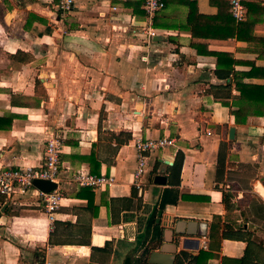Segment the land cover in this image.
Segmentation results:
<instances>
[{
	"label": "crops",
	"instance_id": "1",
	"mask_svg": "<svg viewBox=\"0 0 264 264\" xmlns=\"http://www.w3.org/2000/svg\"><path fill=\"white\" fill-rule=\"evenodd\" d=\"M164 1L149 38L142 0H74L64 15L58 0H0V119L12 118L9 128L0 121V166H39L52 135L63 144V197L52 224L35 187L0 194V264H136L174 229L199 242L197 250L178 246L174 264L181 252L200 250L212 255L202 264L241 259L247 244L231 228L264 250V117L236 124L222 102L237 92L215 78L216 58L190 47L188 5L215 14L210 0ZM260 20L255 35L264 38ZM209 45L264 67V58L244 52L248 43ZM163 137L174 146L147 155L137 186L135 141ZM90 164L114 178L92 190L93 211L70 180L91 173Z\"/></svg>",
	"mask_w": 264,
	"mask_h": 264
},
{
	"label": "trees",
	"instance_id": "2",
	"mask_svg": "<svg viewBox=\"0 0 264 264\" xmlns=\"http://www.w3.org/2000/svg\"><path fill=\"white\" fill-rule=\"evenodd\" d=\"M262 0H246L244 5L247 8V17L244 22L235 24L229 13V5L225 0H210L211 7L216 9L215 14H199L194 4L188 5L189 12L186 18V25L191 36L190 47L195 51L197 56H212L216 58V67L213 74L217 81L224 83L225 87L232 88L237 92V96L233 98V102L223 101V105L230 107L231 115L234 117L236 124H244L248 117H264V83H250L248 81L257 79L264 81V67L256 66L254 61L238 60L234 57V53L223 49H210L209 42L224 43L227 46L233 45L235 42L248 43L249 46L244 50L256 56V59L264 58V38L256 36L255 31L258 29V14L264 12V8L260 6ZM263 27H264V18ZM20 55V54H19ZM18 53L11 56L12 59H18ZM236 67H247L248 70H236ZM11 102L15 98L10 96ZM7 121V128L11 126L12 118H2L0 121ZM264 141V133L262 136ZM96 166L93 165V168ZM91 173L98 175V169H92ZM175 171L179 173V168L174 166ZM92 188H81L83 198L87 201V209L96 210L93 206ZM82 197L80 192L77 198ZM82 198V199H83ZM224 200V199H223ZM58 223L55 224L57 226ZM227 228L224 227L223 237L226 235ZM219 232V224L211 225L210 238ZM230 234L235 238L244 241L246 245L245 253L239 260H234L233 264H264V250L260 243H257L250 237L249 232H244L242 228L236 230L230 229ZM54 235V232L52 236ZM228 239V238H227ZM105 245L103 249L106 248ZM100 248H92V251H102ZM210 250H200L197 255H188L186 252L179 254V264H202L207 262L212 255Z\"/></svg>",
	"mask_w": 264,
	"mask_h": 264
},
{
	"label": "built area",
	"instance_id": "3",
	"mask_svg": "<svg viewBox=\"0 0 264 264\" xmlns=\"http://www.w3.org/2000/svg\"><path fill=\"white\" fill-rule=\"evenodd\" d=\"M245 1L226 0L229 5V13L235 24L244 22L246 19L247 8L244 5ZM57 7L60 14L64 15L74 7V0H58ZM164 8V0H142V9L146 17V34L149 38H153L156 35L155 31L151 29V22L154 16ZM174 144L175 140L167 137L146 141L137 138L134 145L137 164L134 178L137 186L146 170L147 155L173 147ZM62 147L61 139L52 135L46 143L45 158L41 165L16 168L0 166V194L5 197H10L14 194H26L34 188L33 182L35 180H45L55 183L57 188L49 193H43L38 189H34L37 201L43 205L47 219L52 224L55 221L54 216L63 197L60 191V184L62 183V178L60 177V155ZM70 180L80 188L100 189L111 187L114 184L113 176H106L104 174L96 175L85 170L76 171ZM203 248L205 249L206 247L203 246Z\"/></svg>",
	"mask_w": 264,
	"mask_h": 264
},
{
	"label": "water",
	"instance_id": "4",
	"mask_svg": "<svg viewBox=\"0 0 264 264\" xmlns=\"http://www.w3.org/2000/svg\"><path fill=\"white\" fill-rule=\"evenodd\" d=\"M234 138V129L229 130V139ZM154 181L158 184H164L165 178L162 176H155ZM33 186L43 193H49L57 188V185L53 182L45 180H35ZM171 234L170 239H164V243L157 251H148L143 256L138 258L136 264H174L176 259V248L181 246V251L197 250L198 240H193L185 235L184 232L178 229L166 230ZM195 245L194 247L192 245ZM171 247V248H169ZM124 264H131L130 259L127 258Z\"/></svg>",
	"mask_w": 264,
	"mask_h": 264
},
{
	"label": "rangeland",
	"instance_id": "5",
	"mask_svg": "<svg viewBox=\"0 0 264 264\" xmlns=\"http://www.w3.org/2000/svg\"><path fill=\"white\" fill-rule=\"evenodd\" d=\"M42 206V205H41Z\"/></svg>",
	"mask_w": 264,
	"mask_h": 264
}]
</instances>
